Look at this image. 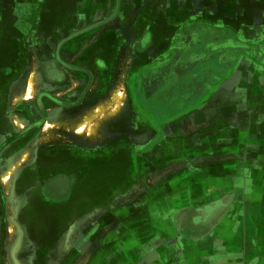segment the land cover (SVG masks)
<instances>
[{"label":"crops","instance_id":"0c3cea01","mask_svg":"<svg viewBox=\"0 0 264 264\" xmlns=\"http://www.w3.org/2000/svg\"><path fill=\"white\" fill-rule=\"evenodd\" d=\"M53 1L0 0V97L11 98L12 91H15L14 83L26 75L25 66L41 65L42 34L44 40H50L51 30H54L53 15L56 12ZM65 1L71 2L69 13L75 29L97 23L114 13L117 7V0ZM118 1L120 15L109 28L114 30L117 27L118 32L131 30L136 40L146 31L153 35L146 55L135 56L137 67H144L147 76L161 73V76L171 75L172 80L176 74H184L185 82L188 81L187 74L197 76L193 87L185 86L181 92L170 89L171 86L163 92L156 91L155 85L148 82L141 95L146 99L144 108L137 110L136 106L133 107L136 113L164 115L166 119L174 112L182 116L163 129L167 131V141L162 142L161 147L182 145V154L198 165L170 175L176 177L177 186L174 189L177 191L174 193L180 196L175 209H191L195 213L204 209L211 215L216 206H225L224 217L207 235L200 227L203 222H195L194 231L187 233L189 223L182 217L180 223L186 232L180 235L183 253L179 251L174 257L183 259L189 256L187 244L196 246L193 263L264 264V0ZM42 13L44 20L41 19ZM228 40L260 44L261 54L255 58L246 48L234 50L230 46L225 47L224 43ZM112 41L110 37L102 45L106 49L113 48V45L110 47ZM191 57L194 63L186 66ZM189 68L192 72H187ZM11 108V105L0 106V126H6L2 119H8ZM179 122L192 129V134L181 136L183 127L177 124ZM118 123L121 125L124 121H113L109 128H116ZM3 136L0 131V139ZM151 139L137 144L139 149H135L145 169L148 164H153L154 152H146ZM125 145L128 143L122 141L112 144L119 147V152L127 153V149L120 148ZM172 153H164L166 157L163 160H170L168 155ZM8 159L2 156L0 163ZM77 165L75 158L58 156L45 161L43 173L48 174L55 168L69 170ZM52 175L49 174L48 179ZM38 176L33 174L32 177L37 179ZM66 176L74 185L73 176ZM149 176L151 182L153 177H158L152 173ZM19 184L16 185V192H23L25 186ZM169 190L164 185L160 187V193L171 199L174 194ZM72 191L69 198L61 203L49 205L40 202L36 207V216L32 217L40 241L45 237L43 223L48 221L55 227L64 226L63 229H56L53 239L58 252V244L64 234L91 211L79 204L81 193H76L79 189L72 188ZM147 208L145 205L140 208L144 213L139 218L137 213L128 212L118 219L113 211L112 223L111 218H106L109 220L107 224L104 219L98 225L97 228H102L95 236V264H121L124 257L137 256L140 247L133 242V238L135 240L138 235L147 239L144 264H158V255L151 243L159 224L147 222ZM46 210H49L47 215L50 217L45 215ZM121 237L127 242L124 253L120 249ZM90 242L95 240H87V248H90ZM168 257L162 254V258ZM139 261L141 264L142 259Z\"/></svg>","mask_w":264,"mask_h":264},{"label":"flooded vegetation","instance_id":"af4514ba","mask_svg":"<svg viewBox=\"0 0 264 264\" xmlns=\"http://www.w3.org/2000/svg\"><path fill=\"white\" fill-rule=\"evenodd\" d=\"M118 9L119 1L117 0V7L114 13L98 21L97 23H93L79 29H75L71 24L73 18L71 15L66 27L59 26L55 28L54 26V30H51L52 34L50 39V49L53 50V53L51 55L50 51V55L47 60L49 61L47 64V66H49L47 74L45 72L43 73V78L48 79V87H46L47 89L44 88L38 92L35 104L42 113L45 107L43 104L44 100L47 101L46 103L48 107H51V111L52 109L54 110L63 108L66 112H72L73 110H80V112H82L85 109L99 106L104 102L110 84L118 80V72L121 70L122 63L128 59V64L125 65L126 69L124 70L125 72L127 69L129 71L126 80L128 83L127 111L119 118L122 119L124 123L121 125L118 124L116 128H111L114 131H121L123 132V134H120V138L118 139H111L107 141L106 146H104L103 148L98 147L94 151L88 149L82 150L81 153H76L73 152V150H69L70 148H55L63 151L65 153L64 157L72 158L69 155L75 156V158L78 160V167L69 170L55 168L51 170L50 173L45 174L43 173L44 165L43 167L40 166L39 168L37 166V163L44 157L43 153L38 157L36 162L30 168L26 169L23 172L20 179V186H25L24 189L26 190L23 192L26 194L27 201L25 204H23L24 206L22 205L23 207L21 208V216L17 220L18 225L22 226L23 231L26 232L27 239L25 242L23 241L22 249L16 251L12 250V255H10L8 253L9 250L7 249V218H3L0 214V264H54V262H52V258L56 259L58 257V251L56 250L57 243H55V241L53 240L56 237V234L53 235L52 232H56V229H63L64 226L59 225L56 226L59 228H56L54 224L50 223V226L47 227L44 223L43 227L45 228V231L43 232V236L45 237L44 240L40 241L36 233V224L32 219V217L34 218L36 216V207H38L40 202H46L49 205L61 203L69 198L70 192H73L72 188H75L76 191L79 189V191H77L76 193H81L79 204H82L84 208H88L89 210H91L90 212L97 211L98 209L111 210V205H115L116 199L118 195L120 196L121 192H123V194L127 192L131 193L132 191L136 190L137 186L142 184L143 181L145 184L144 187L147 189V179L151 178L149 175L152 173L153 164L152 166L148 164L146 169L145 166L141 165V163L139 162V156L135 152V149H139V146H136L137 143L132 139L130 140L129 136L131 134L145 133L146 131V134L149 135L151 132L152 134H150L149 136L152 137L151 145H149L146 150V152L149 153L151 151H154V147L156 148L162 142L167 140L165 137L166 130L163 131V129H165V127L170 124V122H174L175 120L178 121V119L182 117L175 112L169 115L168 117L170 118L168 119H166L164 115L150 116V114L134 112L135 110L133 107L136 106L137 110H142L145 106L146 99L144 97L141 98V95H143V93L145 92L146 83L149 82V85H155V87L157 88L156 91L160 90L163 92L164 90H166V87L171 86L170 89H176L181 92L182 90H184L185 86L189 88L193 87L192 85L197 80V76L192 73L189 75L187 74V82L184 81L186 76H184V74H176L174 76L175 79L173 80V77L171 75L165 76L164 74H162L161 76V73L154 75L151 74V76H147L145 74L146 71L144 70V67L140 68L135 65L138 63L137 60H135V56L139 55L144 57L146 55L147 50L151 47L153 35L150 31H146L136 40L134 39V35L132 34L133 31L131 30L127 29L124 32H118V29H116L117 27L114 30L112 27L109 28V26L114 21H116V19L120 15L118 13ZM41 19H43V16L41 17ZM94 37L95 39H93ZM110 37H112L113 39V48L106 49V47L102 44ZM236 42L241 43L238 41ZM61 43L63 44L61 45ZM243 44L247 45L250 48L248 50H250L249 53H252L251 55L253 57H259V55L261 54L260 44ZM112 45L110 47H112ZM85 46L88 48L82 55H79ZM69 54H72V56L70 57ZM128 54L130 55V57H132L129 58ZM44 62H46V59L42 58L41 65H43ZM187 62L188 63L186 64V66H191L194 63V60L191 57ZM57 66L66 70L68 73L58 71ZM182 66L183 65H181V69ZM96 68L100 69L97 74L93 71V69ZM188 70L189 71L187 72H192V70L190 71V68ZM79 75L82 76L81 78L83 80V83L85 82L84 85L83 83H80V90L78 89L79 91H77V89L75 90L74 88H71L70 91H66L67 88H65V93L63 92V96L60 97L59 90L63 87V83L61 82H64V85H66V83L72 85L74 83L71 82L69 78ZM74 86L76 85L74 84ZM91 89H95V91H91ZM157 100L160 99L157 98ZM8 102L9 98L3 96L0 97V106L10 105V103L8 104ZM31 111H33V114L29 115ZM31 111L29 114H27L26 110L18 107L14 110L13 115L30 119V121H32V124H34L31 126V128H41L45 123L42 119H35L34 116L36 111L34 107ZM45 113H47V111ZM7 117L8 119H2L7 127L0 126V131L6 139L5 143L0 146V158L4 156L5 159L9 157V155H11L13 152L17 151L18 146L16 145H18L17 142H19L18 138L14 136L12 139L9 138V135H14V133L11 132H13L14 130L15 120L14 117L11 116V114ZM119 141L128 143V145L120 147L121 150L127 149V153L119 152V147L112 146V144ZM173 147L174 146H172V148ZM183 148L184 146L182 145L175 146V149L177 150L170 154V158L172 159L171 161L174 162L176 160L175 157H184V155L182 154ZM164 156L165 155H163L161 159H163ZM94 157L97 158V160L98 157H106L108 159L113 158L115 159L113 161L114 164L118 163L124 165L127 168V170L123 171L124 178H121V180L119 175L118 177L117 175H114V178H117V185H115L116 187L113 190L114 192L109 190H98L96 192H91L89 195L87 194L86 183L88 181L90 169H85V167L88 163V159ZM85 158H87V160H85ZM2 164L3 163H0V165ZM129 164L131 165V167L129 166ZM64 172H68L73 176L74 185L71 184L70 178L66 176L69 174H62ZM145 172H147L146 177ZM33 174L39 175L40 177L38 176L37 179H34L32 177ZM49 174L53 175L48 179L47 176ZM48 211L49 210H46L45 213ZM198 211H196V213L198 214L197 215L191 209L176 210L175 214L177 212H180V214L176 218H174L175 227L178 228L180 226V221L182 220L184 213H186V223H189L187 226L191 227L193 230L196 226V223L203 222L200 227L203 229L204 234L207 235L209 231L215 227L216 223L222 220L226 213L225 206H216L212 209L211 215H207V217H202V215L199 214L201 210L199 212ZM29 214H31V217L29 216ZM99 219L100 217H98V220ZM182 228L183 231L181 234H185V229L184 227ZM98 229L101 230V227L97 229L95 228V230L94 228L91 229L89 231L90 233L85 235L86 238H83L80 247L87 248V240L94 239L93 237L94 235H97L95 233L98 232ZM139 237H141V235ZM83 248L74 250L72 249L71 256L74 255V257H76L79 255H84L85 250ZM10 256L11 259L14 260V263L10 262Z\"/></svg>","mask_w":264,"mask_h":264},{"label":"rangeland","instance_id":"374dc122","mask_svg":"<svg viewBox=\"0 0 264 264\" xmlns=\"http://www.w3.org/2000/svg\"><path fill=\"white\" fill-rule=\"evenodd\" d=\"M53 3H54L53 8L56 13H54L53 15L52 29H54V26L55 28L59 26L66 27L70 20L71 14L69 13V11L71 9V2L70 1L66 2L65 0H54ZM3 6H4L3 10L5 11L6 2H4ZM112 42L110 43V46L112 45ZM62 44L63 43H61V45ZM87 48L88 47L85 46L84 50L81 51L79 55H82ZM50 51L52 55L53 50L50 49V40H44L43 34H42L41 57L43 59H46V62H44L43 65L41 66H38L36 63H34L33 65L25 66L26 75L23 77V79L14 83L15 91H12L11 98H9V102H8L12 106L10 114L11 116L14 117V120H15L14 130L13 132H11V133H14V135L12 136L9 135V138L12 139L14 136L18 138V141H19L17 142L18 145H16L18 146L17 151L9 155L8 161H4L3 164L0 165V214L3 218L4 217L7 218V233H6V236L8 237L7 238V249L9 250L8 253L10 255H12L11 253L12 250L16 251V250L22 249L23 241L25 242L27 239L26 232L23 231L22 226L19 225L21 229L20 231L16 232L15 226L12 225L11 223L14 220H15L14 221L15 223H18L17 219L20 218L21 216V212H22L21 208L24 206L23 204H25L27 201L26 194L24 192H16V185L18 184V182H20L23 172L26 169L30 168L36 162L38 157L42 155L43 153H44L43 159L37 163L38 168L40 166L43 167L45 161L47 160L56 158L58 156L64 157L65 153L58 149H69L70 148L69 150H73V152H76V153L77 152L81 153L82 150H88V149L91 151H94L98 147L103 148L104 146H106L107 141L111 139L120 138V133L123 134V132L121 131H117V130L114 131L112 129L110 130L109 128L108 130L114 133L113 137L109 138L105 142L101 141L102 144L100 143L98 146L97 143L99 142L95 141L94 138H90L88 134V130L94 126L93 123L88 124L87 131H85L83 135L77 134L75 131H72L71 129H67L65 127H60V126L53 127V122L51 120H52V117L56 116L55 114H57V111L58 112L61 111V115L68 114V116L71 117L72 119H76V118H79L83 113L87 112L88 110H91L94 108L96 109V107L98 106L85 109L82 112H80V110L79 111L73 110L72 112L71 111L66 112L63 108H60V109H54L51 113V107H48L46 103L47 101L44 100L43 104L45 107L43 109V113L36 107L35 102H36V97L38 95V92L44 88L47 89L46 87H48V81H47L48 79L43 78L44 77L43 73L45 72L47 74V71L49 68V66H47L49 61L47 60L50 55ZM69 56L71 57L72 54H69ZM127 64H128V59L122 63L121 70L118 72L119 74L117 78L118 80L110 84V87L108 88V91L106 94L107 99L106 98L104 99L103 103L107 101L111 102L112 104L111 109L117 108L118 107L117 104L123 102V100L121 99L118 100L116 98V94H122L125 97V100H126L125 102H126V105L128 106V98H127L128 97V88H127L128 83L126 80H127V74L129 71L127 69L125 74L123 71L126 69L125 65ZM57 68H58V71L60 72L62 71L63 73H68L66 70L58 66ZM99 70L100 69L98 68L93 69V71L96 74L98 73ZM37 76L38 77L40 76V78L38 79ZM79 76H72L69 78L71 82H73L77 87L74 86V84L70 85L69 83H66V85H64L65 83L61 82L63 83V87L64 86H70V87H64V88L62 87L64 90L62 88H61L62 90L61 89L59 90L60 97H62L63 94L65 93V88H67L66 91H70L71 88H74L75 90L77 89V91L80 90L79 85L80 83H83V80L81 78L82 76L80 77ZM84 84L85 82L83 83V85ZM91 91H95V89H91ZM18 107H21L23 110H26L27 114H29L30 111L34 107L36 111L35 116H34L35 119L36 120L42 119L45 124L41 128H37V129L31 128V126L34 124H32V121H30V119L26 117L13 115L14 110ZM46 111L47 113H45ZM32 114H33V111H31L29 115H32ZM100 117L102 118V116H99V119ZM113 121H116V120H110L108 125H113L112 124ZM174 122H177V121L175 120ZM182 122L177 123L178 125L184 128V129L182 128L180 135L182 136L184 133L187 135H191L192 129L186 128L187 125L186 124L183 125ZM170 124L173 125V121L170 122ZM102 133L103 132L101 131L100 134L102 135ZM166 133L167 131H165V137H166ZM150 134L152 133L150 132ZM150 134L148 136H150ZM5 141L3 143H5ZM55 148H58V149H55ZM26 150L30 151L29 157L27 161L23 162V167H21V169L18 171L20 172L18 175V178L17 177L13 178L11 191H8V189L6 188V186L4 185L2 181L1 174L8 168L9 166L8 163L12 158L19 156L21 152L26 151ZM153 150H154L153 151L154 157H153L152 173L154 174V176H158V177L156 178L154 177L153 182H151L152 180L151 178L147 179V186H148L147 189L144 187L145 184L143 181L142 184L138 185L140 189L137 188L131 193L127 192L125 194L121 192L120 196L118 195L116 199L115 205L113 206L111 205V210H109L110 213H108V209H107L104 211L102 210L100 212L93 211V212L88 213L84 217H82L81 218L82 220L86 219L85 224H84L85 226H82L79 232L77 234H74L73 236L74 241L71 243L72 246L70 245L71 248L69 249V251H66V252L59 251L58 257L56 259L52 258V262H54V264H95L97 260V258L95 257L97 253L95 251V248L97 247V239L94 235L93 238L95 242L93 243L90 242L89 247L92 248V250L90 251V248L80 247V245L82 244L83 238H86L85 235L90 233L89 231L91 229L93 228L94 230L95 228L97 229V226L98 225L100 226V223L104 219H105L104 220L105 224H107L109 220L112 223V219L114 217L113 211H115V216H116L115 218H118V219L120 217L122 219L125 215H127L128 212L137 213V218H139V216L142 215L141 213H144L143 212L144 210H140V208H143L144 205L148 207L147 217H146L147 222L150 223L153 221L155 223L154 225H156V223L159 224V228L157 226L154 232L155 233L154 239H153L154 241L151 243L152 248L156 250L157 252V255H158L157 257L159 258L158 264H197L196 263L197 261L193 263V261L195 260L194 259L195 258L194 249L196 248V246H193V245L191 246L190 244H189L190 246H187V244H185L187 252L189 251V254H188L189 256H185L183 259L182 258L177 259L176 257H174L179 251L183 253V249L181 248L182 247V240L180 236L181 233L177 230V228L175 227V223H174V214L176 210H178V209H175L174 206L176 204L177 198H179L180 196L175 195L174 193L177 191V189H174L177 186L175 183L177 181L176 177H173L170 175H172L174 172L175 174L173 175H176L178 171H182V170L183 171L191 170L194 166L198 165V163L189 160V156L187 155L183 157L184 159L181 158L180 156L179 158L175 157L176 160L174 162L171 161L172 159L170 158V154H169L170 161L167 162L166 160L161 159L164 153L166 152L171 153V151L174 152L175 150H177L175 149V146L173 148L172 146H166V145H163L161 147V144H160L156 148L154 147ZM69 156H71L72 158H75V156L73 155H69ZM85 160H87V158H85ZM114 160L115 159L113 158L108 159L106 157H101V158L98 157V160L95 157L88 159V163L86 164V167H85V169L86 168L90 169V174L88 176V181L86 183V189H87L88 195L91 192H96L98 190L113 191L114 188L116 187L115 185H117L116 183L117 178L115 179L114 175H117V177L119 175L120 180L121 178H124L123 171L127 170V168L124 165H121L118 163L114 164L113 162ZM160 160H163V161H160ZM162 174L163 176H161ZM163 185L165 187H168L170 189L169 192L173 193L175 196L173 195V197L169 199L168 198L169 196L162 195L160 193V187ZM129 207L132 209L131 211H129ZM114 208L116 210H113ZM48 212H46L45 215L49 214ZM199 214L202 215V217H207L208 215L207 211L204 209L201 210ZM98 217H100L99 220H98ZM106 218H111V219L106 220ZM80 220H78L75 224L77 225V223ZM75 224L73 227H76ZM45 226L49 227L50 223L47 221L45 223ZM56 228H59V227H56ZM186 230H187L186 231L187 233L192 232L191 227L186 226ZM52 234L54 235L56 234V232L53 231ZM121 238L122 239H121L120 249L122 253H124L123 250H125V245L127 244V242L124 241L125 240L124 237H121ZM161 238H163L162 242H161ZM135 240L133 238V242L134 243L136 242L135 244H137L138 248L140 247L137 253L138 255L135 257L133 256L124 257L122 259L121 264H139L140 259H142L141 264H144V255L146 256V253H147L145 250L146 249L145 243L147 239L144 238V236L139 237L138 235ZM59 247L58 249L60 250ZM72 247H74L73 250L78 249V248H81V249L83 248L85 250L84 251L85 254L79 255L76 257H74V255L71 256ZM162 254L165 255V257H168V256L169 257L162 258Z\"/></svg>","mask_w":264,"mask_h":264},{"label":"bare ground","instance_id":"6f19581e","mask_svg":"<svg viewBox=\"0 0 264 264\" xmlns=\"http://www.w3.org/2000/svg\"><path fill=\"white\" fill-rule=\"evenodd\" d=\"M128 57L131 58L132 56L130 57V55L128 54ZM124 74H125V71H124ZM37 78L39 79L40 76L39 77L37 76ZM116 98L118 100L119 99L123 100L122 103L117 104V106H118L117 108L111 109L112 104H111V102L107 101L105 103H101L98 107H96V109L94 108V109L88 110L87 112L83 113L79 118H76V119H72L71 117L68 116V114L61 115V111H59V112L57 111V114H55L56 116L52 117V120H51L53 122V127H59V126L65 127L67 129H71L72 131H75L77 134L83 135L85 133V131H87L88 124L93 123L94 126L88 130V134H89L90 138H94L95 141L99 142V143H97V145L99 146L101 141L105 142L109 138H112L114 135L113 132L108 130L109 129V125H108L109 121L110 120H117L122 114L126 113V111H127L126 110L127 105L125 102L126 101L125 97L122 94H116ZM52 111H53V109H52ZM52 111H51V113H52ZM99 116H102V118L100 117V119H99ZM110 130H111V128H110ZM101 131L103 132L102 135L100 134ZM146 132L145 133L131 134L130 136L129 135L128 136L130 137V140L132 139L137 144L145 143L149 140V136H148V134H146ZM86 134H87V132H86ZM120 134L122 135V133H120ZM4 141H5V137L3 136L0 139V145ZM34 143H36V142H34ZM29 154H30V151L26 150V151L21 152L20 155L18 154L19 156L12 158L8 163L9 164L8 168L1 174L2 181H3L4 185L6 186V188L8 189V191H11L13 178H15V177L18 178V175L20 173L18 171L21 169V167H23V162L27 161ZM139 189H140V187H139ZM14 221L11 223H12V225L15 226L16 232H18V231H20L21 227L17 223H15ZM85 221H86V219L80 220L79 223L76 225V227L72 228L70 231H68L64 234L63 239L64 238L65 239L64 240L62 239V242L58 244V247L60 245L59 248H60L61 252H66L70 248V245L73 242L74 234H77L79 232V230L82 228V226H85L84 225ZM10 262L14 263V260L11 259V256H10Z\"/></svg>","mask_w":264,"mask_h":264},{"label":"water","instance_id":"95a60500","mask_svg":"<svg viewBox=\"0 0 264 264\" xmlns=\"http://www.w3.org/2000/svg\"><path fill=\"white\" fill-rule=\"evenodd\" d=\"M232 40V39H231ZM225 45V47H227V46H230V48H232V49H241V47L240 46H242V48H246V49H250L247 45H244L243 43H237L236 41H231L230 42V40H228L227 41V43L225 42L224 43ZM243 46H245V47H243ZM240 47V48H239ZM180 214V212H177L175 215H174V218H176L178 215ZM183 218H187V214L186 213H184V215H183ZM174 222H175V219H174ZM183 226H182V223H180V226L177 228V230L180 232V233H182V231H183V228H182Z\"/></svg>","mask_w":264,"mask_h":264}]
</instances>
